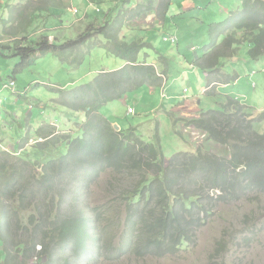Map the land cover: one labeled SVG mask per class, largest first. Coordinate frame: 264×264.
Here are the masks:
<instances>
[{"label": "trees", "instance_id": "16d2710c", "mask_svg": "<svg viewBox=\"0 0 264 264\" xmlns=\"http://www.w3.org/2000/svg\"><path fill=\"white\" fill-rule=\"evenodd\" d=\"M44 1L41 3L45 6L35 7L40 13L44 12L43 7L46 11L53 0ZM241 1L240 9L231 11L225 20L211 24L206 51L209 50L194 53L197 66L214 68L217 62L208 67L210 60L228 52L232 58L243 44L250 45L252 60L264 57V0ZM170 4L171 0H166L163 11ZM27 8L29 10L30 6ZM25 13L12 18L16 22L21 20L13 31L9 28L14 37L27 34L36 20V15L28 18ZM129 19L121 14L106 25L89 26L87 32L65 44L59 40L51 42L46 35L38 40L30 39L29 44L19 38L12 44L4 43L0 38V57L22 59L16 73L27 68L33 54L53 51L67 58L78 47L100 35L110 41L109 51L127 63L120 69L98 72L94 80L73 87L62 97L63 106L87 112L82 135L50 140L54 127L49 125L47 140L51 142L36 147L41 153L45 152V160L31 165L35 171L31 177L13 164V155L0 152V245L3 247L0 264H30L29 260L39 256H45L48 264H93L131 256L163 258L178 253L184 245L195 243V230L206 223L214 205L247 197L251 191L264 195V132H258L255 127L257 121L264 120V112L236 103L239 97L235 100L229 97L220 108L204 110L199 117L176 118L172 129L175 138L181 137L177 126L185 120L184 124H192L205 132L207 139L229 147V158L208 153L200 146L192 153L177 151L164 164L166 154L161 145L159 124L155 128L156 144L146 141L137 127L127 128L120 123L121 130L115 129L117 121L104 113L105 108L123 100L133 88L162 87L164 84L162 72L139 60L142 48L155 49V46L143 39L129 42L120 38V30L126 27ZM217 72L209 76V85L213 81L231 83L239 77L226 70ZM15 74L10 80H16ZM253 112L256 117L249 119ZM43 129L39 136L46 135ZM60 143L67 144V152L48 160L46 152ZM242 166L245 170L239 171ZM108 170L128 175L134 183L129 181L120 187L118 195H123L124 209L117 208L118 213L102 225L103 212L97 206L90 208L84 201L98 177ZM201 181L203 184L195 186ZM57 188L60 191L56 207L63 205L65 209L66 206L65 213L48 220L44 218V210L34 207L36 214L30 216L33 234L25 229L24 238L15 241L14 235L7 230L9 223L18 219V211L29 210L31 200L39 197L46 201ZM216 189L220 194L211 195ZM14 200L20 210L11 215L5 203ZM53 200L54 196L51 204ZM121 211L126 212V217L120 218ZM34 216L38 218L36 224ZM37 245L42 246V250L37 251ZM224 248L222 242L217 250Z\"/></svg>", "mask_w": 264, "mask_h": 264}, {"label": "rangeland", "instance_id": "374dc122", "mask_svg": "<svg viewBox=\"0 0 264 264\" xmlns=\"http://www.w3.org/2000/svg\"><path fill=\"white\" fill-rule=\"evenodd\" d=\"M29 1L34 8L42 5L41 0ZM148 1L128 0L130 3H123V0H53L44 13L45 20L36 19L31 24L27 35L19 34L17 37L22 39L21 42L29 44L30 39L38 40L45 34L50 37L51 42L57 43L56 39H58L61 44H65L70 39H77L87 32L92 22L101 23L103 26L116 20L121 14H128L131 20L126 21V27L120 30V38L129 42L143 39L155 46V49L151 46L142 48L139 60L154 65L155 68L158 65L160 70H165V65L168 63L166 65L168 80L166 82L164 77L161 88L165 87L170 95H180L185 89H188L186 96L190 98L199 95L206 81L201 68L190 66V64L193 65L194 53L205 52L210 43L208 35L211 24L223 21L231 11L240 9L242 1L171 0L166 11L139 17L140 7ZM5 2L8 5L9 2H16V0H5ZM159 2L160 0H156V7ZM124 4L126 10L122 12ZM7 5L6 8L9 9ZM69 6H76L80 13L75 15L69 11ZM10 7H16V12L22 10L21 7L13 5ZM89 10L90 13H88ZM162 13L161 21L155 16H161ZM107 17L108 19L105 20ZM2 27L0 26V38L5 40L4 43H14V38H10L5 30L11 28L10 31H13L17 26L11 25L5 29L3 27V37L1 36ZM170 35L175 36L177 41L174 43L164 41V37ZM109 45L108 38L100 35L95 36L86 45L78 47L67 58H61L53 51L38 53V55L36 53L32 55L27 68L19 73L15 71L22 61L21 58L12 57L4 60L0 57V152L13 155L15 157L13 164L20 167L27 177L35 173L31 165L45 160V152L41 153L36 148L38 145H46L55 137L82 135L81 129L85 124L84 116L87 112L74 111L63 106L62 97L67 95L73 87L94 80L98 72L120 69L127 64L109 51ZM245 47L237 57L231 60L242 75V80L234 90H228L229 95L241 98L240 100L245 101L244 104L248 106L258 104L259 99L264 106V99H262L264 97V57L259 61L251 60ZM157 50L166 53L163 61L160 57L161 53ZM156 71H158L157 68ZM251 71L258 73L250 78ZM14 74L17 86L9 91L5 88L10 84V78L14 77ZM252 83L255 86H251ZM147 87L149 88L147 85L138 86L129 90L125 101H115L109 108H105L104 113L117 121L115 123L119 125L122 124L127 128L137 127L143 138L154 144H156L155 128L160 122L161 145L166 154L164 164L177 151L192 153L200 146L204 151L218 157H230L229 147L207 139L204 132L184 122H180L177 126L181 137L175 138L172 134L173 119L184 115H172L174 113L172 110L170 115L163 114L156 117L154 108L160 107L163 103L168 105L171 100L169 98L164 100L159 89L150 92ZM200 98L206 110L220 108L219 101L222 99V94L216 99L202 95ZM178 99L182 100V98ZM129 105L136 107L137 111L128 114ZM193 105L195 106L194 102ZM193 105L189 108L190 110ZM177 110L182 109L177 108ZM257 111L264 112L263 109ZM186 114L190 118V114L188 112ZM196 116H200V112ZM254 117L256 116L253 112L249 119ZM49 125L54 129L48 141ZM255 127L258 132H264V120L257 121ZM41 128L45 129V136H39ZM27 135L30 136L27 137ZM26 138L29 139L28 143L25 142ZM67 149V144L60 143L57 147L50 148L46 156L49 157L48 160L56 159L65 154ZM129 181L134 183V180L128 179V175L122 176L108 170L98 177L90 193L85 196V202L90 208L97 206L103 212L102 225L110 222V219L118 213L117 208L124 209L125 200L123 195L118 193L120 187ZM200 184H203L202 181L195 186ZM59 191L60 189L57 188L55 194L48 197L46 201L40 197L31 200L32 206L29 210L18 211V219L9 223L7 230L14 235L15 241L24 238L25 229L29 231V234H33L30 216L36 214L34 207L39 206L41 210H44V218L48 220L65 213L66 206L65 209L63 205L60 208L56 207ZM210 193L213 196L220 194L213 190ZM53 196L54 200L51 204ZM5 204L11 215L13 211L16 213L20 210L16 200ZM216 205L212 215L198 230L195 243L184 245L176 254L163 258L148 256L143 259L131 256L118 261H100L93 264H264V195L251 191L247 197L228 203L221 201ZM119 215L120 218H124L126 212L121 211ZM34 217L36 224L38 218ZM43 226L45 227L44 221ZM222 242L225 243V248L218 251V246ZM2 250L3 247L0 245V260L3 259ZM36 250H42V246L37 245ZM29 261L30 264H48L45 256L34 257Z\"/></svg>", "mask_w": 264, "mask_h": 264}, {"label": "crops", "instance_id": "0c3cea01", "mask_svg": "<svg viewBox=\"0 0 264 264\" xmlns=\"http://www.w3.org/2000/svg\"><path fill=\"white\" fill-rule=\"evenodd\" d=\"M33 1V0H32ZM44 1V0H43ZM45 2V1H44ZM6 2H5V0H0V26H3L4 27V29L6 28V27H8V26H11V25H13V26H18L20 23H21V20L19 21H17L16 22V20L14 19H12V18H18V15H20V13H23L24 11L26 12L25 13V15L29 18L31 15H36L35 16V18L34 19H42V20H45V7H43L41 10L42 11H44V12H42V13H40V11L38 12L37 11V9L36 8H34L33 6H32V4H31V2L29 1V0H16V2H9L8 3V7H9V9H7L6 8ZM17 6V7H21L22 8V10L21 11H19V12H16L15 11V9H16V7H10V6ZM28 6H30V8H29V10H28ZM42 6H45V3H43L42 4ZM37 11V14L35 13ZM27 12H30L29 14L27 13ZM164 12V11H163ZM88 13H90V10L88 11ZM149 15V14H148ZM14 16V17H13ZM163 16V13H162V15H161V17ZM165 17V16H164ZM138 21V20H137ZM24 23V22H23ZM3 27H2V32H1V36L3 37ZM7 33H8V35H9V37L11 38V37H13L14 38V40H15V38H18V37H14L12 34H11V32L9 33V29L8 30H5ZM29 33V32H28ZM27 33V34H28ZM26 34V35H27ZM21 35H22V33H21ZM21 38H23V37H21ZM167 42V41H166ZM180 46V45H179ZM246 47H245V49H246V52H248V46L247 45H245ZM158 51V50H157ZM158 52H160L161 53V55H160V57L162 58L161 60L163 61V59H165L166 58V53H163V52H161V51H158ZM230 53L228 52V53H226V54H220L219 56H217V57H215V58H213L212 60H210L209 61V63L207 64V66L208 67H212V66H214L215 64H216V62H217V64L215 65V67H220V66H222V69H223V71L224 70H228V71H230V72H236V73H238L239 74V79H238V81H236V82H233V83H229V84H220V87H219V89L217 90V95L215 94V92H214V95H212V96H215V97H212L213 99H216L219 95H221L222 94V99H221V101H219V103H222V102H226V100H227V98L228 97H230V95H229V92L230 91H228L229 89L230 90H234L235 89V87H236V85L237 84H239L240 82H241V80H242V75L239 73V71H238V69L235 67V65H233V63L231 62V60H226V61H223V63H222V61H221V58H225V57H229L228 55H229ZM250 58V57H249ZM251 59V58H250ZM252 60V59H251ZM259 60H261V58L259 59ZM258 60V61H259ZM187 61V60H186ZM219 62H221L220 63V65H219ZM157 64V63H156ZM168 63H166V65H167ZM165 65V70H166V72H167V70H168V67ZM190 66H195L194 65V61H193V65L192 64H190ZM195 67H199V66H195ZM156 68L158 69V71L159 72H163L164 70L163 69H159L160 67H158V65L156 66ZM199 68H201L202 69V67H199ZM203 70V73H204V77H205V81H209V77L207 78V75H208V72L206 71V70H204V69H202ZM258 72H256V71H251L250 72V74H249V77L250 78H252V77H255L256 76V74H257ZM252 74H254L253 76H252ZM168 80V77H167V73H166V77H165V80ZM167 82V81H166ZM166 82H165V85H166ZM251 86H255V84L254 83H252L251 84ZM148 88V87H147ZM206 87H204L203 89H202V91H201V93L199 94V95H194V96H191V98L189 97V96H186V92L184 91L182 94H180V95H176V94H174V95H170L169 94V92L168 91H166L167 93H165L166 94V96L165 97H163V98H165V99H167V98H169L171 101H170V103L167 105V107H165V112H168L169 111V109L170 110H175L174 112L175 113H177V114H182V115H184L185 117H187V116H189V115H187L186 113L188 112L189 114H190V117H194V116H196V114L198 113V112H200L201 110H205V109H207L206 107H204L202 104V99L200 98V96L202 95L203 96V90L205 89ZM157 89H159L160 90V94H161V87H157V86H149V88H148V90L150 91V92H153V91H156ZM162 97V96H161ZM178 98H182V100H179ZM235 98V97H234ZM164 99V100H165ZM262 99H264V97H262ZM123 101H125V100H123ZM193 102H194V104H195V106L193 105ZM258 102L260 103V100L258 99ZM253 104L254 106H256V107H258V108H255V109H262V107H264L263 105H262V103H260V104ZM192 105H193V108H191L192 110H190L189 108L190 107H192ZM252 105V106H253ZM163 106H165V103H163V104H161V106L160 107H163ZM156 107H158V106H156ZM155 107V108H156ZM164 108V107H163ZM177 108H180V109H182L180 112H178V110H177ZM161 111L162 110H160V111H158V113H161Z\"/></svg>", "mask_w": 264, "mask_h": 264}, {"label": "clouds", "instance_id": "9594fccd", "mask_svg": "<svg viewBox=\"0 0 264 264\" xmlns=\"http://www.w3.org/2000/svg\"><path fill=\"white\" fill-rule=\"evenodd\" d=\"M165 1L166 0H160V2H159V5H157V7H156V0H149L146 4L144 3V4H142V6L140 7V11H139V17L141 16V15H145V14H149V13H151V14H155V13H160V12H162L163 11V5L165 4ZM125 2H127V3H130V2H128V0H123V3H125ZM69 8V11H72L75 15H78L79 13H80V11H79V9L76 7V6H69L68 7ZM77 10V11H76ZM126 10V5L124 4V7L121 9V11L122 12H124ZM111 13H113L112 11H111ZM126 15H128V14H126ZM156 18H158L159 20H161L162 19V17L161 16H155ZM108 19V17L105 19V20H107ZM126 19H129V15L128 16H126ZM153 19H154V17H153ZM129 20H131V19H129ZM225 20V19H224ZM128 21V20H127ZM162 21V20H161ZM215 23H218V22H215ZM213 24V23H212ZM93 25H99V26H101V23H98V22H92V23H90V25L89 26H92L93 27ZM45 35V34H44ZM224 38V36L221 38V40ZM56 40H58V39H56ZM164 41H170V42H172V43H174V42H176L177 41V38L175 37V36H173V35H170V36H165L164 37ZM56 42V41H55ZM59 42H60V40H59ZM245 45H247L249 48H248V56H249V50H250V45H248V44H243V46H242V48H241V50L243 49V47L245 46ZM209 46V45H208ZM207 46V47H208ZM207 49V48H206ZM208 50H209V48H208ZM207 50V51H208ZM241 50H240V52H241ZM206 51V50H205ZM206 51V52H207ZM240 52H238V54L237 55H235L234 57H232V58H229V57H225V58H221V61H222V63H223V61H226V60H233L235 57H237L238 55H239V53ZM160 53V52H159ZM259 60V59H258ZM194 65L195 66H197L196 64H195V59H194ZM201 67V66H200ZM202 69H204V68H202ZM219 69L223 72V69H222V66H218V67H214V68H207V67H205V69L204 70H206L207 72H208V75H207V78L210 76V75H212V76H215L218 72L217 71H219ZM166 70H164L163 72H162V74H163V76L164 77H166ZM229 73H236V72H229ZM238 74V73H237ZM239 75V74H238ZM254 75V74H253ZM167 77H168V75H167ZM238 79H239V77L235 80V81H233V82H236V81H238ZM12 81H14L15 82V87L17 86V83H16V80H11L10 82H12ZM166 81H167V79H166ZM233 82H231V83H233ZM229 84V83H225V82H217V81H213V82H211V84L209 85V81H206V85H205V89L203 90V96H210V97H215L218 93H217V90L219 89V87H220V84ZM209 86V87H208ZM159 87V86H158ZM213 88H215V91H213ZM7 90H9V89H7ZM9 91H11V90H9ZM186 93L188 92V89H185L184 90ZM211 91V93H209ZM214 92H215V96H212V95H214ZM165 93H167L166 92V90H165V87H163V88H161V96L162 97H165L166 96V94ZM125 98H126V95H125V97L123 98V100H125ZM229 98V97H228ZM228 98H227V100H226V102L228 101ZM230 98H232V100H235V98L234 97H230ZM165 99V98H164ZM230 100V99H229ZM226 102H222V103H219L220 105L221 104H225ZM236 103H244L245 101H243V100H238V101H235ZM164 107V108H163ZM163 107H156V108H154L155 110H156V117H158V116H160V115H163V114H168V115H170L171 114V112H172V110H170L169 109V111L168 112H165V107H167V105H165V106H163ZM220 107V106H219ZM251 108H258V107H256V106H250ZM130 108H133L134 110H136L137 111V109H136V107H134V106H132V105H129V107H128V110L130 109ZM262 109H264V107H262ZM160 110H162L161 111V113H158V111H160ZM206 110V109H205ZM175 110H173V112H174ZM178 112H180V111H178ZM175 114H177V113H172V115H175ZM196 117H199V116H194V117H185V116H180V117H177V119L179 118V119H181V118H184V119H192V118H196ZM175 117H174V119H173V128H174V123H176V121H175ZM180 122H185V120H181ZM180 122H178V124L180 123ZM159 125H160V122H159ZM191 126H193L192 124H190ZM189 125V126H190ZM194 127V126H193ZM172 128V129H173ZM195 128V127H194ZM197 129V128H196ZM120 130H121V125H120ZM120 130H117V131H120ZM199 130V129H198ZM201 131V130H200ZM203 132V131H202ZM205 133V132H204ZM263 133V132H262ZM28 136H30V135H27V137ZM28 141H29V139L28 138H26L25 139V142H27L28 143ZM28 157H30L29 155H28ZM218 191V189H216V190H214V192H217ZM219 192V191H218ZM88 195V194H87ZM86 195V196H87ZM84 203H85V201H84Z\"/></svg>", "mask_w": 264, "mask_h": 264}, {"label": "built area", "instance_id": "2783aa9c", "mask_svg": "<svg viewBox=\"0 0 264 264\" xmlns=\"http://www.w3.org/2000/svg\"><path fill=\"white\" fill-rule=\"evenodd\" d=\"M76 11H77V10H76ZM13 87H15V82H14V81L10 82V84H9L8 86H6L5 89L12 90ZM129 111H130V112H134L135 110H134L133 108H130Z\"/></svg>", "mask_w": 264, "mask_h": 264}, {"label": "bare ground", "instance_id": "6f19581e", "mask_svg": "<svg viewBox=\"0 0 264 264\" xmlns=\"http://www.w3.org/2000/svg\"><path fill=\"white\" fill-rule=\"evenodd\" d=\"M202 111H204V110H201L200 113H201ZM205 111H206V110H205ZM135 112H136V110H135L134 112H130V111H129L128 114H130V113H135ZM115 124H117V123H115ZM115 124H114V127H115ZM118 125H119V124H118ZM119 126H120V125H119ZM115 129H116V128H115ZM239 170H240V171H243V170H245V167L242 166V167L239 168ZM201 227H202V226H200L199 228H197V229L195 230L196 235H197L198 230H199Z\"/></svg>", "mask_w": 264, "mask_h": 264}, {"label": "water", "instance_id": "95a60500", "mask_svg": "<svg viewBox=\"0 0 264 264\" xmlns=\"http://www.w3.org/2000/svg\"><path fill=\"white\" fill-rule=\"evenodd\" d=\"M115 128H116V130H120V126L118 124H115Z\"/></svg>", "mask_w": 264, "mask_h": 264}]
</instances>
